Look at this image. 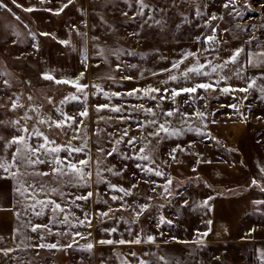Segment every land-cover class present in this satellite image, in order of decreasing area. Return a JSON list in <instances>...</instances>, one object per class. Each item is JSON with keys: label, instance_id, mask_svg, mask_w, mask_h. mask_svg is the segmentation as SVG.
<instances>
[{"label": "rangeland", "instance_id": "obj_1", "mask_svg": "<svg viewBox=\"0 0 264 264\" xmlns=\"http://www.w3.org/2000/svg\"><path fill=\"white\" fill-rule=\"evenodd\" d=\"M226 2L145 0L148 7L139 15L138 0H87L88 38L76 59L65 54L44 57L40 44L48 36L30 32L31 23L17 20L7 10L8 4L7 9H0V136L8 140L13 136H28L34 128L38 129L55 141L50 147H62L55 155L61 159L68 157L72 162L88 159L87 167H80L92 173L75 187L68 183L70 176L35 174L51 173L53 164L20 167L16 178H0V206L9 204L13 209L15 237L7 255L0 251V264H258L253 261L252 248L244 243H179L170 234L172 221L167 209L159 206L164 200L168 202L174 193V180L170 175L173 163L209 157L202 153L201 147L208 141L206 132L210 121L259 122L263 126L264 141V92L260 91L264 88V79L259 78L264 74V67L247 63L251 54L264 51V0H236L238 15L237 12L229 14V9L223 6ZM246 2L248 8L244 7ZM24 9L19 8L18 15L30 16ZM124 12L127 16L122 14ZM74 22L81 23L78 19ZM216 26H220L217 35L225 44L219 50H206L203 42ZM85 34L77 32L71 36L75 49L82 45ZM61 46L66 51L72 47ZM240 48L244 52L238 62L225 64ZM174 64L179 67L174 68ZM198 66H203L202 72L207 75H183L187 68ZM213 67H216L215 72ZM45 74L59 80L78 79L86 87L78 92L69 84L44 79ZM172 76L177 79L172 80ZM253 79L256 83L248 92L222 91L225 87L246 88ZM200 83L212 84L215 90L197 89L195 93L185 92L172 98L173 90ZM150 88L160 91L145 95ZM133 90L140 91L129 95ZM70 96L80 99L61 103ZM13 102L22 107L13 109ZM98 105L122 111L105 108L97 112ZM85 108L88 116H79ZM146 109H152L155 115L144 111ZM168 111L174 114L164 115ZM61 113L76 117L77 123L83 121L76 133L79 138H72L76 124L72 128L57 129L38 123L39 119L48 117L53 121L62 120ZM198 113H203V117ZM152 120L156 123L150 124ZM15 121L19 124L14 125ZM141 124L144 127H140ZM161 124L168 132L160 130ZM23 127L29 132L19 131ZM125 129L128 136L116 143ZM128 137L137 142L128 145ZM41 142L42 139L36 137L29 141L30 144ZM16 147L4 148L0 141V156L11 160ZM76 147L84 150L70 157L68 151L63 150ZM101 148L103 152H98ZM140 148H144L140 155H147L148 160L127 158L134 157ZM113 149L116 151L109 156L107 153ZM115 172L121 174L115 175ZM7 176L0 171V177ZM21 185L23 195L16 191ZM113 185L130 194L113 189ZM41 186L43 191H40ZM88 192L93 195L87 201L72 203L75 197ZM113 196L118 199L113 200ZM47 200L59 203L64 212L54 214L52 205L39 203ZM37 212L41 215L37 216ZM104 212L109 214L101 215ZM85 214L91 223L85 221L81 225ZM65 215L69 222L59 223ZM35 225H47V228L33 232ZM149 236L154 240L149 241ZM121 239L141 242L120 244ZM101 240L115 243H98ZM40 244H57V248L38 247ZM69 244L72 247H67ZM88 244L93 245L92 249L87 248Z\"/></svg>", "mask_w": 264, "mask_h": 264}, {"label": "crops", "instance_id": "obj_2", "mask_svg": "<svg viewBox=\"0 0 264 264\" xmlns=\"http://www.w3.org/2000/svg\"><path fill=\"white\" fill-rule=\"evenodd\" d=\"M2 2L10 6L8 9L14 17H19L17 20L31 23L30 32L33 30L40 37L48 36L40 44L44 57L65 54L76 59L81 54L79 49L84 47L88 38L87 0H73L71 4L68 0H45L44 3L41 0H16L21 7H16L12 0ZM65 4L68 7L60 12ZM19 8L36 10L25 16L18 15ZM76 19L81 23H73ZM77 32H86V37L75 49V40L71 36ZM61 41H67L71 50L66 51ZM262 133L263 126L259 122L244 119L210 121L206 132L208 141L201 147L202 153L209 157L175 162L170 166L174 193L168 202L164 200L159 206H164L171 217L170 234L175 240L185 244L244 243L252 248L254 263L264 264ZM253 180L257 183L253 184ZM204 201H208L211 210L204 206ZM13 216L9 204L0 206V250L14 246ZM204 232L208 235L202 236Z\"/></svg>", "mask_w": 264, "mask_h": 264}, {"label": "snow or ice", "instance_id": "obj_3", "mask_svg": "<svg viewBox=\"0 0 264 264\" xmlns=\"http://www.w3.org/2000/svg\"><path fill=\"white\" fill-rule=\"evenodd\" d=\"M45 0H41V3H44ZM73 2V0H68V4H71ZM12 3L14 5H16V7H21V5L16 3V0H12ZM139 3V11L138 14L139 15H143V9L148 7V5L145 3V0H138ZM68 4L63 5V7L59 10L60 12H62L64 10V8L68 7ZM236 5V0H227V2L223 5L224 8L229 9V14H231L232 12H237V9L235 7ZM245 8H248L249 5L247 4V2L244 5ZM0 9H7V5L4 4L2 2V0H0ZM25 11H35L36 9L34 8H26L24 9ZM8 11H11V9H8ZM48 11H52L51 9H48ZM56 14H59V12H57ZM123 15L127 16V12L122 13ZM239 13L237 12V15ZM216 17H213V19H215ZM17 19H19V17H17ZM145 23H147V21H145ZM156 23H159V21H156ZM136 35H138V33H134ZM42 35H48L46 33H42ZM253 39H255L253 37ZM206 40L208 42H212L214 43L216 40V37L214 36H208L206 37ZM61 43L63 44H67V41H61ZM249 44L252 43V40L248 41ZM244 52L243 48L237 49L235 50V52L233 53V55L229 58L228 61L225 62V64L227 63H237L238 62V58L241 55V53ZM249 66L252 67H264V51H260L259 53H253L249 56L248 61H247ZM225 65H220V67H224ZM119 68V66H117ZM134 67V66H133ZM174 68L179 67L178 64H174L173 65ZM202 67L203 66H198V67H189L187 68V70L183 73V75L185 77L188 76L189 73H193L196 75H207V73L202 72ZM243 68V66H241ZM212 71L215 72L216 71V67L212 68ZM239 74V73H238ZM81 78L83 76V73L80 74ZM44 79L46 80H50V81H54L56 84H69L73 87L76 88V90L78 92H83L84 88L86 87V85H82L78 82L77 80H59V79H55V77H53L52 75L49 74H45ZM260 79H264V74H262L260 77ZM125 79H130V77H125ZM172 80H176L177 77L176 76H172L171 77ZM5 83H7V81H5ZM256 80L253 79L251 81V83L248 84V86L246 88H241V89H231L230 87H225L222 89L223 92L228 93L229 91H240V92H248L249 89L253 88V86L255 85ZM197 89H203L205 91L212 89H214V86L212 84H207V83H200L197 84L195 87H191V88H183L180 90H173L171 95L172 98L174 99L176 96L180 95L181 93H195L197 91ZM137 91L140 90H133V92L128 93L129 95H134ZM159 89H155V88H150L147 89L145 91V95H147L148 93H152V92H159ZM260 91L264 92V88L260 89ZM105 96H107L108 94L105 93ZM164 97H162L163 99ZM246 98V97H245ZM264 98V97H262ZM29 100L32 99L31 96L28 97ZM80 97L77 96H70V97H65L63 101H61V103H65L68 102L70 100H79ZM152 99H155V97H152ZM49 103H51V100H49ZM22 107V105H17V103L13 102L12 104V108L15 109L16 107ZM229 107H232L235 109V105H229ZM105 108H109L108 105H98L96 108V111H102ZM110 111L113 112H121L122 109L121 108H117V107H111L109 108ZM33 111H35V109H33ZM57 111H59V109H57ZM147 113H150L151 115H155V113L152 111V109H146L144 110ZM178 111V110H176ZM174 114L173 111H168L166 113H164V115L166 116H172ZM61 115L64 117V119L62 120H56L53 121L51 120V117H48L47 119H39L38 123L39 124H47L49 128L55 127L57 129H63L65 127L68 128H72L73 124H76V127L73 128V139H77L79 138L76 133L79 132V126L81 124H83V121H79L77 123L76 121V117L74 116H67L64 113H61ZM79 116L81 117H87L88 116V111L85 108L83 111H81L79 114ZM197 115L203 117V113H198ZM28 119H31L32 117H27ZM2 123V122H0ZM150 124H155L156 121L152 120L149 122ZM14 125L19 124V121H15L13 122ZM140 127H144L143 124L140 125ZM159 128L161 131L164 132H168V129L164 127L163 124L159 125ZM19 131L28 133L29 129L27 127H23L21 129H19ZM175 133H169V135H174ZM150 135H158V133H151ZM128 136V131L127 129H125L120 137V139H118L116 141V143H121L123 142V137ZM41 138L43 142L41 143H37V144H30L29 141L33 138ZM0 141L3 142L4 148H10L12 145H17L15 151L12 153L11 156V160H8L7 158H5L4 156H0V171L7 173L8 176L7 177H0V178H16L17 175L19 174V168L20 167H34L37 164H53L55 165V167L52 168L51 173H46V172H39V173H35L37 175H59V176H70L72 177V179H70L68 181L69 184H72L73 187H75L80 181H85L86 178H90L92 173L91 172H85L84 171V167H87V165L89 164V160L88 159H81L78 162H72V160L68 159V157H65L64 159H61L59 156L55 155L59 152L62 151V147L61 146H52L50 147L49 145H55V141L49 140V138L47 136L44 135L43 132H40L38 129H33L31 131V133L28 136H24V135H18V136H13L11 139L5 140L4 137L0 136ZM137 141L135 140V138L133 137H128V140L126 141V143L128 145H134ZM86 143H85V147H86ZM63 150L68 151V155L69 157L73 154V153H80L82 152L84 149L82 147H76V148H72L70 150H68L67 148H64ZM116 151V149H113L112 151L108 152L107 154L110 156L113 154V152ZM98 152H103V149H98ZM144 152V148H140L139 153H137L134 157L129 156L127 157L128 159H136V160H148L149 157L147 155H140V153ZM173 152H175V149H173ZM171 155V154H170ZM48 157H51V159H48ZM172 159H175V156H172ZM97 163H99V161H97ZM80 166H84V167H80ZM137 167H140V165H137ZM13 169H16V171H12ZM109 172L112 171L111 168L107 169ZM147 171L151 172L153 171L152 169H147ZM193 171H195V169H193ZM262 172H264V169H261ZM115 175H120V172H115L113 173ZM156 175H161L160 172H156ZM97 175H99V172H97ZM170 183V181H169ZM253 184H256L257 182L255 180L252 181ZM21 187H23L22 185L20 187L16 188V191L18 193H20L21 195L24 194V192H21ZM32 185H29V188H32ZM133 187H135V185H133ZM113 189L121 191V192H125L126 195L130 194L127 190L123 189V188H119L116 189V186H112ZM43 186H41L40 191H43ZM24 191H27V189H24ZM53 192L57 191L56 189L52 190ZM63 195V194H62ZM93 195V193L88 192L86 195H81V196H77L75 197L74 200H72V203L75 204L76 200H84L87 201L91 196ZM113 200L118 199V197L113 196L112 197ZM211 199V198H210ZM39 203L44 206V205H52L51 211L56 214V213H63L64 212V208L59 204L56 203L53 200H47V201H39ZM204 206L207 207L209 210H211L210 205L208 204V201H204ZM34 207V205L32 206ZM111 211V210H110ZM143 211V209H142ZM109 213L108 212H104L101 215L103 216H107ZM18 215V214H17ZM37 216L41 215L40 212L36 213ZM85 221H87L88 224L91 223L90 220L87 219V214H85V220H81L80 224L83 225L85 223ZM68 221V216H64L63 219L59 220V223L61 224H67ZM162 222H167V221H162ZM170 223V222H167ZM208 223L210 224L211 221H208ZM47 228V225H35L32 227V231L36 232L38 231L39 228ZM50 231V229H49ZM112 231H115V229H113ZM254 231V229H253ZM76 235H80L79 233H76ZM202 236H207L208 232H204L201 234ZM149 241H153L154 237L149 236L148 237ZM141 241L139 239H135L132 241H125L123 239L119 240L118 243L120 244H125V243H135V244H139ZM98 243L100 244H113L115 243L112 240H101L98 241ZM38 247H47V248H57V244H40L38 245ZM67 247H72L71 244L67 245ZM93 245L92 244H88L87 248L90 250L92 249ZM3 251L5 255L8 254L9 250H0ZM132 255H135V253H132ZM162 259V258H161Z\"/></svg>", "mask_w": 264, "mask_h": 264}, {"label": "built area", "instance_id": "obj_4", "mask_svg": "<svg viewBox=\"0 0 264 264\" xmlns=\"http://www.w3.org/2000/svg\"><path fill=\"white\" fill-rule=\"evenodd\" d=\"M220 29H221L220 26H216V28L211 32V34H209V36L216 37V40L214 43L208 42L207 40H204L203 47L206 50H209V51L210 50H219L224 46V44H225L224 41L220 37H218V35H217V33Z\"/></svg>", "mask_w": 264, "mask_h": 264}]
</instances>
